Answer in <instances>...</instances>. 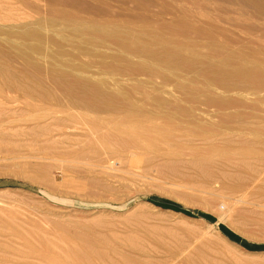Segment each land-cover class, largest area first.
I'll use <instances>...</instances> for the list:
<instances>
[{
	"label": "rangeland",
	"instance_id": "374dc122",
	"mask_svg": "<svg viewBox=\"0 0 264 264\" xmlns=\"http://www.w3.org/2000/svg\"><path fill=\"white\" fill-rule=\"evenodd\" d=\"M134 1L0 0V264H264V177L253 176L255 167L259 166L257 160L264 159V82L258 80L264 73L257 74L260 77L252 74L258 80L253 84L256 88L253 90L254 78L248 73L251 79L245 78L246 74L243 73H237L239 77L232 76V80L228 74L218 78L211 74L214 78L211 75L209 77L214 80H207L209 87L206 82L207 85L196 82L193 77L195 74L181 72L187 68L181 66L182 69L173 74L164 62L160 66L157 62L134 56L135 62L145 64L147 74L127 77L119 83L109 75L94 73V70L103 69L100 65L97 67L98 64L88 71H78L63 63L67 61L72 64L76 61L80 64L79 60L72 57V53H77V50L69 41L83 40L93 28H131L133 34L142 37L143 32L153 30L148 23H153L152 19L165 24L170 22L172 16L185 17L183 22L190 24H196L193 19L196 15V18H206V21L214 23V27H206L207 30L221 40L224 37L230 43L234 41L233 46L238 47V44L251 39L252 43L248 44L261 46V42H264V14L261 11L263 15L259 11L254 12L256 7L253 5V9L250 5L242 6L238 0H231L232 6L228 0ZM193 1L197 4L208 3L210 9L205 10L199 4H193ZM136 2L140 7L135 6ZM150 3L154 8L147 6ZM151 11L154 13L150 14ZM228 16L230 20L233 18L234 22L237 21L236 24L233 22L235 26L232 20L229 22ZM246 30L252 32L253 36L257 33L253 37L255 43L252 34ZM219 31L225 32L223 37ZM259 31H262L263 39L259 37ZM148 46L155 48L153 45ZM103 51L116 54L114 50ZM186 54V57L189 56ZM86 55L81 56L80 60L89 62L90 58H94ZM169 56L173 58L174 55ZM96 60L97 57L94 62ZM203 60L198 62L207 64ZM217 61V65L225 69V65L221 66V61ZM201 62L195 63L202 66ZM237 62L233 64L234 69L244 65L243 69L249 71L254 67L253 63L242 65ZM261 65L259 67L264 72ZM150 67L156 70V75ZM234 69L231 68L232 72H236ZM53 70L58 73L72 72L90 77L93 81L103 80L104 85L96 81L94 83L104 87L101 89L98 85L101 91L109 90L106 93L94 91V101L95 96L110 94V91L113 94L129 91L132 96L136 94L135 100L143 92L149 96L156 94L163 97L170 103L158 108V113L164 117V114L167 116L171 112L169 115L175 116L182 126L177 127L173 121L169 123L158 119L147 123L150 128L157 126V129L148 131L145 138L139 136L137 144H122V140L126 142L123 137L126 140L132 137L122 125L98 124L99 127L94 128V125L85 124L84 121H80L83 125L67 121L54 122L53 118L57 114L64 118L82 115L88 119L94 114L72 111L54 104V95L64 100L66 98L63 89L55 82ZM34 75L41 82L35 80ZM220 80L222 83L215 85L214 82ZM248 82L250 92L245 86ZM182 85L184 89L180 90ZM203 87L209 90L204 92ZM187 90L188 93L185 92ZM217 92L220 95L225 93L220 98L227 99L226 102L219 101ZM237 92L241 95H236ZM203 93L211 95L214 100L217 98L218 105L227 108V113L225 109H220L225 115L229 113L230 120L233 118L231 112H237L233 115L237 114L238 118L234 116L231 123L226 117L228 125L225 123V128L217 129L215 125L204 130V135L209 139H201V136L196 137L187 132L190 126L188 122H196L199 118L204 124L211 122L223 123L222 127L225 125V119H222L225 115H220L221 111L216 110L219 107L217 104L208 103V106H213L209 108L200 101L203 107L206 105L205 110L199 104L196 105L198 99L194 98L196 101L191 100L190 103L183 100V97H189L187 95L202 96ZM143 96H139V99ZM232 96L236 98L234 102ZM237 96L242 104L238 102ZM221 103L225 104L222 106ZM229 104L230 108L227 107ZM173 106H181L186 110H177V113ZM187 110H191L189 112L195 117ZM242 111L247 119L249 117L248 120L246 116L242 118ZM250 113L254 116L250 117ZM245 124H252L247 127L254 130H243L246 129ZM75 126L78 127L75 129ZM98 132H109L111 135L107 140H102ZM66 144H75L72 145L75 147H66ZM195 163L198 164L196 168ZM203 165H209L208 169L213 172L214 179L217 177V182L214 179L209 182L204 178L199 168ZM220 170L226 178L221 174L218 176ZM214 185L216 189L212 188Z\"/></svg>",
	"mask_w": 264,
	"mask_h": 264
},
{
	"label": "bare ground",
	"instance_id": "6f19581e",
	"mask_svg": "<svg viewBox=\"0 0 264 264\" xmlns=\"http://www.w3.org/2000/svg\"><path fill=\"white\" fill-rule=\"evenodd\" d=\"M126 1V0H125ZM132 2L131 3H134L135 1L134 0H131ZM142 1H144V0H142ZM192 1V0H191ZM224 1V0H223ZM229 2H230V6H232L231 5V0H228ZM240 3H241V5L242 6H245V5H250V8H252V6L251 5H253L254 7H256V9H258V10H256L255 8H254V12H256V11H261L263 14H264V0H238ZM128 2V1H127ZM130 2V1H129ZM161 2V1H160ZM160 2L158 3V4H160ZM185 2V1H184ZM225 2H227V1H225ZM228 2V3H229ZM137 4H135V6H139L138 5V2H136ZM145 3V2H144ZM147 3H149V2H146V4ZM232 3H234V2H232ZM153 4H155V3H153ZM162 4V3H161ZM193 4H196V5H198L199 4V6L201 7V8H203V9H205V10H208V9H210V7H209V4L208 3H195V1H193ZM234 4H237V3H234ZM102 5V4H101ZM100 5V8H102V6ZM105 5V4H104ZM128 5H129V3H128ZM141 5V4H140ZM180 5H181V3H180ZM184 5V4H183ZM238 5V4H237ZM240 5V6H241ZM134 6V5H133ZM134 6V7H135ZM147 6H151V7H153L152 5H151V3L149 4V5H147ZM157 6H159V5H157ZM156 6V7H157ZM164 6V5H163ZM162 6V7H163ZM104 7V6H103ZM105 7H107V6H105ZM126 7V6H125ZM140 7V6H139ZM142 8H143V6H141ZM150 7V8H151ZM160 7V6H159ZM237 7V6H236ZM249 7V6H248ZM147 8V7H146ZM149 8V7H148ZM154 8V7H153ZM153 8H151V10H156V9H153ZM158 8V7H157ZM242 8V7H241ZM102 9H104V8H102ZM114 9V8H113ZM126 9V8H125ZM130 9V8H129ZM137 9V8H136ZM163 9V8H162ZM166 9V8H165ZM238 9V8H237ZM249 8H247V10H248ZM253 9V8H252ZM251 9V10H252ZM120 10V9H119ZM127 10V9H126ZM132 10V9H131ZM131 10H130V12H131ZM159 10H160V8H159ZM233 12H236V11H234V8H232L231 9ZM231 10H229V12H231ZM244 9H242V11H243ZM91 11V10H90ZM106 11V10H105ZM111 11V10H110ZM141 11H142V9H141ZM160 11H162V10H160ZM240 11V10H239ZM130 12H129V14H130ZM134 12H136V11H134ZM138 12V11H137ZM140 12V11H139ZM138 12V13H139ZM147 12H148V10H147ZM226 12H228V11H226ZM228 12V13H229ZM259 12H257V13H259ZM260 12V14L261 15H263L262 13ZM118 13V12H117ZM137 13V14H138ZM152 13H154V12H150V14H152ZM239 13V12H238ZM251 13V12H250ZM141 14H142V12H141ZM146 14V13H145ZM145 14H143L144 16H145ZM147 14H149V13H147ZM192 14V13H191ZM194 14V13H193ZM253 14V13H252ZM259 14V15H260ZM130 15H132V14H130ZM157 15H159V14H157ZM206 15H208V14H206ZM239 15H240V13H239ZM248 15H249V13H248ZM257 15V14H256ZM147 16V15H146ZM225 16V15H224ZM227 16V15H226ZM230 16V15H229ZM228 16V20H229V22L233 19H231L230 20V17ZM243 16H245L244 14H243ZM242 16V17H243ZM251 16V15H250ZM254 16V15H253ZM264 16V15H263ZM196 17H197V15H196ZM193 18L195 21H196V24H194L195 22H193V24H190L189 22L188 23H185V22H183L184 20H185V17H180V18H178V16H172L171 17V19H170V22L169 23H165V24H160V23H158V22H156V20H154V19H152L153 20V23H151V22H148L150 25H151V28L153 29L152 31H149V32H143L141 35H142V37H140L139 35H137V34H133L131 31H132V29L131 28H127V29H125L124 30V28L123 29H120L119 27H113V28H109V29H103V28H100V29H95L94 30V28L91 30V32L90 33H88L87 35V37H83V40H78L79 42H74V41H69V44L73 47V48H75L76 50H77V53H72V57L73 58H75L76 60H79V63L80 64H78L76 61H73V63L72 64H69L67 61H62L63 63H64V65H69L71 68H74V69H77L78 71H88V70H90L91 68H93V66H95V64H98V66L97 67H99V65H100V67L101 68H103L102 70H100V71H95L94 70V73H97V74H104V75H109L110 77H112L113 79H114V81L115 82H121V80H124L125 78H127V77H138V76H142V75H146L147 74V69L145 68V64L143 65L142 63L143 62H135L134 60H133V56L134 57H139L140 59H148V60H151V61H153V62H157L159 65H160V63L161 62H164L163 64H166L167 66H166V68H168V70H169V72H172L173 74H177V72H178V70L180 69H182L183 67L184 68H187V69H185L184 71L183 70H181V72H183V73H185V72H187V75H188V73L189 74H195V76H193V75H190L191 77L193 76L194 78H195V80H196V82H198L199 84H202V83H204L205 84V82L207 83V80L208 79H210V77H209V75H215V77H217V76H221V75H225V74H228V75H231V76H228V77H232V76H237L239 73H243V75L244 74H246L244 77L246 78H250V77H248V75H247V73L248 74H251V76H253V83H252V86H253V90L254 89H256V88H254V82H258V80H260L261 79V81H263L264 82V80H262L263 79V75H261V77H260V75H257V74H261V73H264V72H262L261 71V69H260V65L261 66H263V68H264V45H263V43L264 42H261V46H259L258 44V46H256L254 43H255V41L256 40H254L255 38H253V37H256L257 36V33H256V36H253L254 34L251 32H248L247 30V32H248V34L250 33V34H252V36H251V38H253V44L254 45H250V44H248V42L249 43H252V41H251V39L248 37V40L250 39V41H248L247 43H244V44H238V43H240L241 42V40H246V38L245 39H240L239 40V42H238V40H237V44H238V47H237V45L236 46H233V43H234V41L233 42H231L232 43V45H231V43L228 41V40H226V39H223L224 37H223V35H224V31H219V33L222 35V40L219 38V37H217V36H215V35H213L212 33H210L208 30H207V28L206 27H214V23L212 22V21H206L205 19L203 20L202 18ZM209 17L211 18V15H209ZM252 17V16H251ZM255 17V16H254ZM50 18V17H49ZM120 18V17H119ZM189 18V17H188ZM60 19V18H59ZM213 18H211V20H212ZM51 20V19H50ZM111 20V19H110ZM139 20V19H138ZM146 20V19H145ZM234 20V19H233ZM231 21L232 22V25H233V22L234 21ZM54 21V20H53ZM125 21V20H124ZM164 21V20H163ZM222 21L223 22H226L225 20H224V18H222ZM55 22V21H54ZM65 22V21H64ZM111 22V21H110ZM132 22V21H131ZM146 22V21H145ZM230 22V23H231ZM235 22H237V21H235ZM234 22V23H235ZM53 23V22H52ZM51 23V24H52ZM83 23V22H82ZM228 23V22H227ZM236 24V23H235ZM235 24L233 25V26H235ZM238 24V23H237ZM102 25V24H101ZM238 25H240V23L238 24ZM28 26V25H27ZM107 26V25H106ZM109 26V25H108ZM107 26V27H108ZM243 26V25H242ZM60 27V26H59ZM64 27V26H63ZM72 27V26H71ZM76 27V26H75ZM110 27V26H109ZM132 27V26H131ZM237 27H241V26H237ZM251 27V26H250ZM254 27V26H253ZM66 28V27H65ZM69 28H70V25H69ZM220 28V27H219ZM245 27H243V29H244ZM247 28V27H246ZM256 28V27H255ZM134 29V28H133ZM234 29V28H233ZM251 29V28H250ZM72 30V29H71ZM259 30V29H258ZM260 30H262V29H260ZM264 30V29H263ZM211 31V30H210ZM142 32V31H141ZM262 31H259V33L258 34H260ZM264 32V31H263ZM213 33H214V31H213ZM58 34V33H57ZM220 34H218V35H220ZM245 34H246V32H245ZM262 35V33L259 35V37ZM145 36H147V38L145 37ZM195 36V37H194ZM249 36V35H248ZM262 37V36H261ZM260 37V38H261ZM234 38V37H233ZM79 39V38H78ZM228 39V38H227ZM231 39H232V37H231ZM239 39V38H238ZM257 39V38H256ZM262 39H263V37H262ZM230 40V39H229ZM233 40V39H232ZM235 40H236V38H235ZM264 40V39H263ZM258 41V40H257ZM243 42H245V41H243ZM242 42V43H243ZM235 43V44H236ZM260 43V42H259ZM234 44V45H235ZM148 45H153V46H155V48H150ZM168 45V46H167ZM202 46L205 48H203L204 50H202L201 49V51H197V49L198 48H202ZM230 46H233V47H230ZM49 48V47H48ZM114 50L115 52H116V54L114 53V52H112V53H107V52H105V51H103V50ZM35 51V50H34ZM33 51V52H34ZM119 51V52H118ZM38 52V51H37ZM95 52V53H94ZM118 52V53H117ZM18 53V52H17ZM114 53V54H113ZM184 53L186 54H189V56L187 55V57L184 55ZM84 54H87L88 56L89 55H91L92 57H94L95 59H96V57H97V59L98 60H96V62H94V58L92 59V58H90L91 59V61H90V59H89V62H83V61H81L80 59V57L81 56H84ZM169 54H171V55H174L173 56V58H170V57H172V56H169ZM226 54V55H225ZM19 55V54H18ZM86 55V56H87ZM112 55V56H111ZM27 56V55H26ZM34 56H36V55H34ZM38 56V55H37ZM41 56V55H40ZM168 56H169V58H168ZM43 58V57H42ZM87 58H89V57H87ZM201 58H204L205 60H203V59H201ZM28 59V58H27ZM45 59V58H44ZM198 60H203V62H205L206 61V63L207 64H205L204 65V63H202L201 61V63L203 64L202 66L199 64H196L195 62H197V63H200V62H198ZM217 60H219V61H221L220 63H219V65H225V69L226 68H230L229 70H225V69H221V67H219L218 65H217V63H218V61ZM28 61H31V60H29L28 59ZM236 61H238L237 63H239L240 62V64H242L243 65V63L246 65V63H253L254 64V67H253V69H249V71L247 70V69H243V66H241V67H239L240 66V64H236L239 68H237V66H236V68L237 69H234V62H236ZM52 62V61H51ZM166 62V63H165ZM222 63V64H221ZM51 64V63H50ZM234 64V65H233ZM61 65H63V64H61ZM92 65V66H91ZM161 66V65H160ZM181 66H182V68H181ZM180 67V68H179ZM154 68V67H153ZM163 68V67H162ZM183 68V69H184ZM231 68H233L234 70H236V72H232V70H231ZM245 68H247V66H245ZM248 68H250V67H248ZM56 69V68H55ZM98 69H100V68H98ZM66 70V69H65ZM68 70V69H67ZM150 70H151V67H150ZM155 70V69H154ZM154 70H151V71H153V73L156 71H154ZM230 70H231V72H230ZM26 71H28V70H26ZM17 72V71H16ZM149 73V72H148ZM238 73V74H237ZM35 74V73H34ZM53 74H54V79H55V82L57 83V85H58V87L59 88H61V90L63 89V94H64V96H65V98H66V100H64V98H60L58 95H57V97H56V95H54V104H56L57 105V107L58 106H61L60 108H65V109H69V110H77V111H80V112H85V114H87L86 112H88V113H92V114H94V117H92V118H86V117H84V116H82V115H80L79 113V115L80 116H70V117H61V116H59L58 114H57V112H55V114L54 115H56L54 118H53V120H54V122L56 121V122H62V121H64L63 123H66V121L69 123V122H73L74 124H80L81 125V123H80V121H84L83 123H85V124H89V125H94V128H96L97 126H98V124L99 125H101V124H104V125H112V126H114V125H117V126H119V125H122L123 126V128L125 127V132L127 133V131L128 132H130V134H132V137H130L129 135H128V137H130V139H128V140H126L125 139V137H123V139L126 141V142H124L123 140H122V144H127V143H133V144H137V142L136 141H138L137 140V138L139 137V136H142V137H146L148 134V131H152V129L153 130H156L157 129V126H153V127H149V126H147V123L148 122H154L155 120H158V119H163V120H165V121H167V122H175V124H176V126L177 127H180V126H182V124H181V122H179V121H176V119H175V116H172V115H169V113H171V112H169L168 114H166L167 116H165V112L163 113L164 114V117H163V115H161V114H159L158 113V111H157V109L158 108H161V106L162 105H164V104H169L170 102H168L167 100H165L163 97H160V96H155L156 94H154V96H153V94L151 95V96H149L146 92H143V94H144V96H143V94H141V95H139L140 97L141 96H143L142 98H140L139 99V96L137 97L138 98V100L136 99L135 100V93H132L134 96H132L130 93H129V91L127 92V91H125V90H123V91H125V94L121 91H118V92H114V94L113 93H111V91L110 92H108V93H110V94H106V95H103V94H101L102 96H100V95H98V96H95V101H94V95H92L93 93H94V91H96V92H99V93H101L102 91H104V90H102L101 91V89H103L102 88V86H101V84H98L99 86H101L100 88V90L98 89L99 87H98V85H96L95 83H97V82H99V83H102L103 85H104V81L103 80H91L90 79V77L89 78H87V77H83V76H81V75H79V74H73L72 72H65V71H62V72H60V73H58L57 72V70H53ZM85 74V73H84ZM149 74H151L152 75V72H150ZM155 74V73H154ZM159 74L161 75V73L159 72ZM186 74V73H185ZM252 74H256V76L255 77H260V78H258V80H257V78H255L254 77V75H252ZM2 75V74H1ZM6 75H8V74H6ZM156 75V74H155ZM158 75V74H157ZM160 75H158L159 77H160ZM179 75V74H178ZM211 75V77H213L214 78V76H212ZM154 75H152V77H153ZM180 76V75H179ZM227 76H224L225 78L227 77ZM241 76V75H240ZM250 76V75H249ZM34 79L35 80H37L38 82H41V80H40V78H38V76L37 75H34ZM115 77V78H114ZM147 77V76H146ZM162 77V76H161ZM238 77H239V75H238ZM237 77V78H238ZM155 78H158L157 76L155 77ZM163 78H164V76H163ZM218 78V77H217ZM222 78V80H223V76L221 77ZM220 78V79H221ZM237 78H236V80H237ZM241 78V77H240ZM159 79V78H158ZM168 79V78H167ZM189 79H190V77H189ZM188 79V80H189ZM193 79V78H192ZM231 80L233 79V77L232 78H230ZM251 79V78H250ZM249 79V80H250ZM257 80V81H254V80ZM27 80V79H26ZM149 80V79H148ZM153 80H155L154 78H153ZM152 80V81H153ZM161 81H162V79H160ZM169 80V79H168ZM187 80V79H186ZM210 80H212V79H210ZM209 80V81H210ZM214 80V79H213ZM213 80H212V82H213ZM222 80H220L221 82H214V83H216L215 85H217V83H222ZM228 80V79H227ZM227 80H226V82L225 83H227ZM236 80H234V81H236ZM238 80H239V78H238ZM237 80V81H238ZM248 80V79H247ZM28 81V80H27ZM96 81V82H95ZM160 81V82H161ZM164 81V83H165V80H163ZM171 81V80H170ZM191 81V83H192V80H190ZM194 81V80H193ZM216 81V80H215ZM236 81V82H237ZM243 81H244V79H243ZM251 81V80H250ZM260 81V82H261ZM95 82V83H94ZM172 82H174V81H172ZM211 82V83H212ZM239 82V81H238ZM154 83H155V81H154ZM180 83V82H179ZM194 84H195V81L193 82ZM223 83H224V81H223ZM246 83H247V81H246ZM15 84V83H14ZM96 86H95V85ZM153 84V83H152ZM173 85H174V83H172ZM177 84V83H176ZM194 84H193V86H194ZM208 84V83H207ZM207 84H205V85H207ZM230 84V83H229ZM238 84V83H237ZM236 84V85H237ZM241 84V83H240ZM243 84H244V82H243ZM242 84V85H243ZM119 85H121V83L119 84ZM155 85V84H154ZM157 85V84H156ZM179 85H181V84H179ZM213 85V84H212ZM212 85H211V87H212ZM225 85H227V84H225ZM260 85V84H259ZM264 85V84H263ZM115 86V85H114ZM140 86V85H139ZM201 86V85H200ZM208 86L210 87V85L208 84ZM214 86V85H213ZM223 86V85H222ZM228 86V85H227ZM229 86H232L233 87V84L231 85H229ZM228 86V87H229ZM245 86H250L249 85V82H248V85H245ZM257 86V88H259L258 87V84L256 85ZM261 86V85H260ZM23 87V86H22ZM119 87H121V86H119ZM141 87V86H140ZM154 87V86H153ZM183 87V85L181 86V89L180 90H182V89H184V88H182ZM185 88H187L186 86H184ZM196 87V89H197V86H194V88ZM205 87V86H204ZM203 87V88H204ZM216 87H218V86H216ZM228 87H226V88H228ZM239 87H241V86H239ZM247 87H245V89L247 88ZM251 87V86H250ZM112 88V87H111ZM155 88H157V87H155ZM193 88V87H192ZM191 88V89H192ZM201 88H202V86H201ZM200 88V89H201ZM205 88H207V87H205ZM205 88H204V92L206 91V90H209V89H206L205 90ZM225 88V87H224ZM225 88V89H226ZM229 88H231V87H229ZM228 88V89H229ZM234 88V87H233ZM106 89V88H105ZM123 89V88H122ZM154 89V88H153ZM188 89H190V88H188ZM190 89V90H191ZM216 89V88H215ZM214 89V90H215ZM218 89H219V87H218ZM220 89H221V87H220ZM232 89V88H231ZM238 89V88H237ZM240 90H242L243 89V87H242V89L241 88H239ZM238 89V90H239ZM244 89V90H245ZM262 89H263V87H262ZM261 89V90H262ZM19 90V89H18ZM107 91L109 90V89H106ZM106 90L104 91L105 93H106ZM155 90V89H154ZM157 90V89H156ZM155 90V91H156ZM198 90V89H197ZM223 91H224V89H222ZM233 90H235V89H233ZM249 90V87L247 88V91ZM191 91H195L194 89L193 90H191ZM191 91H189L190 93H191ZM215 91H217V89L215 90ZM219 91V90H218ZM229 91H231V90H229ZM236 91V90H235ZM256 92H257V90H255ZM120 92V93H119ZM181 92H183V91H181ZM185 92H187L188 93V90L187 91H185ZM184 92V93H185ZM197 92H199V91H197ZM201 93H202V91H200ZM211 93H214V92H212V90L210 91ZM209 91H208V93H210ZM220 92H222V91H220ZM225 92H226V90H225ZM239 92H242V91H239ZM239 92H237V93H235L236 95L239 93ZM245 92H246V90H245ZM248 92H250V90L248 91ZM255 92V93H256ZM258 92H259V90H258ZM263 93H264V91H262ZM82 95H81V94ZM103 93V92H102ZM115 93H116V95H115ZM117 93H119L118 95H117ZM121 93H123V95H121ZM142 93V92H141ZM184 93H182V94H184ZM218 93V92H217ZM229 93V92H228ZM227 93V94H228ZM252 93V92H251ZM146 94V95H145ZM193 94V93H192ZM204 94V93H203ZM202 94V96H201V94L199 95V94H197L196 96L195 95H187V96H189V97H185V99H184V97H183V100L184 101H187L188 103H190V101L191 100H193L194 98L195 99H198L197 101H198V103H196V105L198 106V104L200 103V101H202L201 103H204V104H207V106H208V103H211L212 105H213V103L214 104H220V103H218L217 101V98H215V100L213 99V98H211L210 96H207V94H204L203 95ZM219 94V93H218ZM217 94V95H218ZM223 93H221V95H222ZM227 94H226V96H227ZM234 94V93H233ZM240 95H241V93H239ZM238 94V95H239ZM244 94V93H243ZM254 94V93H253ZM252 94V95H253ZM259 94V93H258ZM258 94H255V95H258ZM121 95V96H120ZM200 97H199V96ZM220 95V94H219ZM218 95V96H219ZM221 95L219 96V101L221 100ZM224 95H225V93L223 94V97H224ZM229 95V94H228ZM230 95H231V93H230ZM254 95V96H255ZM261 95V94H260ZM259 95V96H260ZM186 96V95H185ZM213 96H214V94H213ZM216 96V95H215ZM214 96V97H215ZM225 96V97H226ZM235 96V95H234ZM196 97H199V98H196ZM202 97V98H201ZM229 97H231V96H228V98ZM233 97V96H232ZM238 98H237V100H239L240 98H239V96H237ZM233 99V102H234V99H236V98H232ZM262 99H264V98H262ZM217 100V101H216ZM223 100H225V101H223ZM226 100L227 99H222L220 102H226ZM229 100V99H228ZM241 100V99H240ZM240 100L238 101L240 104H242L241 102H240ZM194 101H196V100H193V102ZM230 101V100H229ZM53 102V101H52ZM233 102H231L230 101V103H233ZM238 102L236 103V104H238ZM221 103V104H222ZM203 104V105H204ZM225 104V103H224ZM224 104H222V106L224 105ZM211 105V106H212ZM244 105V104H243ZM194 106V105H193ZM199 106L200 107H203L202 106V104H199ZM206 106V105H205ZM205 106L203 107V108H205ZM211 106H208L209 108L211 107ZM216 106V105H215ZM219 107L218 108H216V110L218 109L219 111H223V109H225L226 107H220V105H218ZM226 106V105H225ZM230 104H229V106L227 105V107H229L230 108ZM239 106V105H238ZM246 106V105H245ZM53 107H54V105H53ZM196 106H194V108H195ZM207 107V108H208ZM213 107V106H212ZM211 107V108H212ZM173 108H174V110L177 112V110L178 111H181V112H184L186 109L185 108H183V107H181V106H177V107H175V106H173ZM199 107H197V109H198ZM220 108H223V109H220ZM234 108V107H233ZM227 109V108H226ZM225 109V110H226ZM254 109V108H253ZM258 109V108H257ZM55 110V109H54ZM53 110V111H54ZM72 110V111H73ZM192 110V109H191ZM191 110H187V112H189V111H191ZM205 110H206V108H205ZM209 111H210V109H208ZM224 110V112L225 113H227V111L228 110H226L225 111ZM236 110V109H235ZM50 111V110H49ZM58 111H60L59 109H58ZM76 111V112H77ZM202 111V110H201ZM203 111H204V109H203ZM202 111V112H203ZM222 111H221V113H220V115L221 114H223V116L225 115L224 114V112L222 113ZM251 111V110H250ZM255 111H256V109H255ZM254 110L252 111V112H255ZM51 112V111H50ZM69 112V111H68ZM191 112H193V110L191 111ZM216 113H217V111H215ZM214 112V113H215ZM229 112H231V111H229ZM238 112H239V110H238ZM66 113V112H65ZM175 113V112H174ZM178 113V112H177ZM190 113V112H189ZM232 113V116H233V118L230 120V118H228L229 117V113L227 114V115H225L223 118H222V116H219V117H221L222 119H225L224 120V124L226 123L227 125H228V123L227 122H225L226 121V117L228 118V120H230V122L232 123L233 121V119H235V118H237V114L236 115H233V114H235V113H237V112H231ZM243 113H245V112H243L242 111V115H243ZM246 113H249V111H246ZM191 114V113H190ZM189 114V115H190ZM253 114V113H252ZM52 115V114H51ZM193 114H191V116H192ZM196 115V114H195ZM216 115V114H215ZM241 115V116H242ZM86 116V115H85ZM217 116V117H218ZM231 116V115H230ZM234 116H236L235 118H234ZM246 116V117H245ZM253 116H254V114H253ZM252 115H251V113H250V117H253ZM52 117V116H51ZM84 117V118H83ZM192 117H195V116H192ZM196 117H198L197 115H196ZM243 117H245L246 118V120H248L249 119V117H248V119H247V115H243L242 116V118ZM83 120H82V119ZM199 118V117H198ZM255 118H256V116H255ZM255 118H253V119H255ZM238 119V118H237ZM252 119V118H251ZM194 120V119H193ZM220 120V119H219ZM245 119H243V121H244ZM246 120L244 121V123H246ZM192 121V120H191ZM191 121H189L188 122V124L190 125L188 128H187V132H189L190 134H192V135H194V136H196V137H200L201 136V139H209L210 137H207L206 138V136L204 135V133H203V131L204 130H207V129H209L211 126H217L216 128L217 129H222V128H225V127H227V125L225 126L224 125V127H222L223 126V123H218V124H214V123H212V124H210L211 122H209V123H205L204 124V122H202V120H200V118H199V120L198 121H193V122H191ZM235 121V120H234ZM222 122V121H221ZM237 122V121H236ZM248 122V121H247ZM83 123H82V125H83ZM243 123V124H244ZM249 123V122H248ZM236 124V123H235ZM247 124V123H246ZM246 124H245V126H246ZM64 125V124H63ZM237 125H239V124H237ZM236 125V126H237ZM249 125V124H248ZM247 125V126H248ZM250 125H252V124H250ZM249 125V126H250ZM231 126H234V125H230V127ZM236 126H234V128L236 127ZM246 126V129H243V130H254L253 128H248ZM70 127V126H69ZM78 126H75V129L77 128ZM99 127V126H98ZM103 128H104V126H102ZM101 127V128H102ZM238 127H240V126H237V128ZM251 127V126H250ZM63 128H67L66 126L64 127L63 126ZM233 128V127H232ZM248 128V129H247ZM74 129V128H73ZM240 129V128H239ZM160 131V130H159ZM94 133H96V131H94ZM124 133V132H123ZM121 134V133H120ZM127 134H129V133H127ZM127 134H126V136H127ZM58 135H61V133L60 132H58ZM110 133L109 132H107V133H99L98 132V136L103 140H107V138L108 137H110ZM116 135V134H115ZM124 135V134H123ZM118 136V135H117ZM125 136V135H124ZM191 136V135H190ZM119 137V136H118ZM191 137H193V136H191ZM214 137V136H213ZM213 137H211V138H213ZM120 138V137H119ZM118 138V139H119ZM135 138H136V140H135ZM189 138V137H188ZM167 139V138H166ZM190 140V139H189ZM119 141H120V139H119ZM64 143V142H63ZM167 143H169V141L167 142ZM60 144V143H59ZM65 144V143H64ZM63 144V145H64ZM72 145H75V144H72ZM72 145H67L66 144V147H75V146H72ZM72 149H74V148H72ZM72 152V151H71ZM196 153H197V151H196ZM234 153V152H233ZM213 154V153H212ZM214 156V155H213ZM210 158V157H209ZM254 158H258V157H254ZM192 159V158H191ZM200 159V158H199ZM198 159V160H199ZM251 159V158H250ZM253 160V159H252ZM251 160V161H252ZM255 160V159H254ZM256 161V160H255ZM257 162L259 163V166L258 167H255V169H254V171H253V176H254V178H262V177H264V159H258L257 160ZM221 163V162H220ZM195 166V168H196V166L198 167V164L197 163H195L194 164ZM250 166V165H249ZM199 168H200V172H202V174H203V176H204V178H206L209 182H210V180H213L214 179V174H213V172L211 171V170H209L208 168H209V165H203V166H199ZM233 171V170H232ZM222 173V171L220 170V172H219V174H218V176L220 175ZM236 173H238V172H236ZM221 175H224V177H225V174L223 173V174H221ZM217 178V177H216ZM215 178V179H216ZM226 178V177H225ZM193 179V178H192ZM214 179V182H217V180H215ZM219 179H221V178H219ZM257 180H259V179H257ZM193 181V180H192ZM260 181V180H259ZM255 184V183H254ZM191 185V184H190ZM211 185V184H210ZM213 185V184H212ZM215 185H217V183L215 184ZM215 185L212 187V188H214L215 187ZM218 187V186H217ZM210 188H211V186H210ZM251 188H252V186H251ZM250 188V189H251ZM214 189H216V188H214ZM253 189V188H252ZM206 190V189H205ZM223 190V188H221V190L220 191H222ZM225 190V189H224ZM217 192H219V190L217 191ZM245 192V191H244ZM204 194V193H203ZM245 194H246V192H245ZM247 196H249V195H247ZM226 201V200H225ZM237 201H239V200H237ZM241 201V200H240ZM228 202V201H227ZM232 202V201H231ZM231 202H229V203H231ZM226 203V202H225ZM225 203H224V205H225ZM241 203V202H240ZM233 204V203H232ZM235 204V203H234ZM236 204L238 205V203L236 202ZM223 205V204H222ZM227 205H228V203H227ZM230 205V204H229ZM233 209V208H232ZM229 210V209H228ZM230 211V210H229ZM228 211V212H229ZM231 212V211H230ZM229 217H231V214H230V216ZM210 235V234H209ZM214 237V236H213ZM196 238V237H195ZM201 241V240H200ZM228 244V243H227ZM136 247V246H135ZM218 253V252H217ZM216 253V254H217ZM219 254V253H218ZM208 255V254H207ZM109 257H110V255H109ZM233 257V256H232ZM120 258H121V256H120ZM234 258V257H233ZM113 259H116V258H113ZM123 259V258H122ZM147 259H148V257H147ZM111 260V259H110ZM118 260V259H117ZM126 259H124V261H125ZM214 260V259H213ZM220 260V259H219ZM115 261V260H114ZM215 261V260H214ZM120 262V261H119ZM236 262H237V260H236ZM128 263V262H127ZM215 263H216V261H215ZM115 264V263H114ZM219 264V263H218Z\"/></svg>",
	"mask_w": 264,
	"mask_h": 264
}]
</instances>
